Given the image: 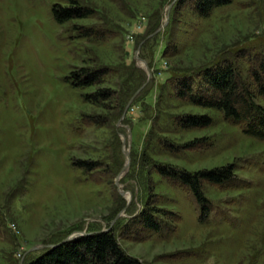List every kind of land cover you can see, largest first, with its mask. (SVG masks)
<instances>
[{
    "label": "rangeland",
    "instance_id": "obj_1",
    "mask_svg": "<svg viewBox=\"0 0 264 264\" xmlns=\"http://www.w3.org/2000/svg\"><path fill=\"white\" fill-rule=\"evenodd\" d=\"M78 1L92 15L57 24L50 5L66 0H0V264H24L75 233L119 228L145 204L164 212L155 213L158 232L114 231L142 264H264V139L172 87L222 58L244 76L242 54L264 46V0H231L205 18L188 0ZM77 26L103 38L77 37ZM79 66H104L103 81L65 83ZM98 87L113 96L82 100ZM191 113L211 123L180 129L175 117ZM77 160L97 167L86 173ZM153 162L188 172L231 164L233 178L203 183L201 208Z\"/></svg>",
    "mask_w": 264,
    "mask_h": 264
},
{
    "label": "trees",
    "instance_id": "obj_2",
    "mask_svg": "<svg viewBox=\"0 0 264 264\" xmlns=\"http://www.w3.org/2000/svg\"><path fill=\"white\" fill-rule=\"evenodd\" d=\"M179 1L176 0V3ZM230 1L188 0L191 11L201 18ZM49 10L52 20L57 24L85 18L93 13L91 7L78 0H66L65 4L52 3ZM75 29L77 37L103 38L93 27L77 26ZM242 55H246L247 60L244 76L229 58H222L203 67L195 75L174 78L173 93L191 105L218 111L223 120L237 124L243 134L264 139V108L255 101L256 96L264 100V46ZM105 74L104 66H79L71 69L62 80L72 87L85 88L101 83ZM80 96L84 102L100 105L102 100L113 96V91L107 87H98ZM98 118V115H81V121L87 124H102L103 121ZM175 123L180 129L205 127L211 123V118L206 114H182L175 117ZM72 165L86 173L97 167L96 162L87 160H77ZM153 167L161 177L187 188L201 208L205 207L206 202L201 191L203 183L222 185L233 178L231 164L192 172L168 163L153 162ZM156 212L164 213L145 204L119 228L76 236L43 249L24 264H142L122 251L114 231L119 237L133 239L140 238L146 232H158L160 220L155 217Z\"/></svg>",
    "mask_w": 264,
    "mask_h": 264
},
{
    "label": "water",
    "instance_id": "obj_3",
    "mask_svg": "<svg viewBox=\"0 0 264 264\" xmlns=\"http://www.w3.org/2000/svg\"><path fill=\"white\" fill-rule=\"evenodd\" d=\"M173 2V0L171 1V3ZM169 6V5H168ZM126 166V164L123 166V167H125ZM116 179H117V177H116ZM121 194H123V192H120ZM117 217V215L114 217V219ZM102 231H105V229L104 230H102ZM83 234H85V233H75V234H72V235H70V236H67L66 238H64V239H62V240H60L59 242H57V243H55V244H50V245H47L46 247H53V246H55V245H58L59 243H62V242H64V241H68V240H70V239H72V238H74V237H76V236H79V235H83ZM35 247H30L29 249H27L25 252H28L29 250H32V249H34ZM24 252V253H25Z\"/></svg>",
    "mask_w": 264,
    "mask_h": 264
}]
</instances>
